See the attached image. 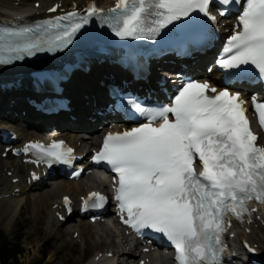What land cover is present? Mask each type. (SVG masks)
I'll return each instance as SVG.
<instances>
[{
	"label": "snow or ice",
	"instance_id": "6c2138e0",
	"mask_svg": "<svg viewBox=\"0 0 264 264\" xmlns=\"http://www.w3.org/2000/svg\"><path fill=\"white\" fill-rule=\"evenodd\" d=\"M213 2L116 0L107 13L91 3L85 16L72 11L31 25H3L0 66L40 52L62 51L92 17H99L121 39L150 41L174 22L189 20L178 37L186 39L200 23L194 13L216 22L210 11ZM215 3L221 16L232 4L241 9L238 30L227 38L226 55L216 63L225 70L242 71H246L242 66L251 65L264 78V0ZM60 7L56 4L49 11ZM170 101L152 107L128 98L133 118L138 115L147 122L122 133L109 132L91 159L106 162L117 174L114 199L126 225L137 233L152 229L163 234L174 246L177 264H223L222 236L228 214L240 219L248 212L249 200L264 203V146L257 143L258 137L250 129L240 92L232 93L227 87L217 90L206 80L185 79ZM252 102L264 127V103H257L255 96ZM32 150L37 156L33 162L43 161L49 168L71 166L76 159L63 140L25 145V152ZM197 157L202 164L199 172L194 167ZM73 175L79 176L80 171ZM106 199L92 192L84 200V209L102 208ZM64 203L70 205L67 197ZM68 210L71 212V207Z\"/></svg>",
	"mask_w": 264,
	"mask_h": 264
},
{
	"label": "bare ground",
	"instance_id": "6f19581e",
	"mask_svg": "<svg viewBox=\"0 0 264 264\" xmlns=\"http://www.w3.org/2000/svg\"><path fill=\"white\" fill-rule=\"evenodd\" d=\"M14 1L15 0H0V10L2 9H8V10H18L22 7H31L30 3L24 2V3H20L19 6H14ZM54 0H40L41 2V8L45 9L47 6H49L51 4V2H53ZM64 4L68 3L70 0H62ZM79 1H84V0H79ZM101 4H107L109 3V0H99ZM30 10H34L31 9ZM87 80V79H85ZM85 80H79L77 81L78 86H79V91H83L84 89H90L89 93L93 94L94 93V88L93 86H91L90 82H84ZM12 95H15L16 92H12L10 93ZM79 100L77 101V107L78 110L76 111H82L80 106H79ZM2 106V104H0V107ZM17 107L19 108V106L17 105ZM80 117H86V116H90L91 112H89V110L85 111V112H80ZM10 122H14L11 119H7ZM61 120V119H60ZM68 122L65 121V118H63L62 124H66ZM82 124V123H80ZM73 136H78V134L73 135ZM8 163H13V161H1V167L7 166ZM23 167H19L18 168V172L22 173L23 172ZM62 185V184H60ZM64 188H66V186H68V184H63ZM5 187L7 188L8 185L6 184ZM55 194L57 193H53V191L51 190H46V191H42L39 194H36V196L34 197L32 203H33V207L35 209V211H40L41 208H43V204L46 202V207H45V214H46V223H47V231L48 234L52 233V229H54L57 224L56 222L53 220L51 212L48 208V203L51 199L55 198ZM64 193H62L61 195H63ZM3 206H4V210H3V215L4 217L7 219V221H11L14 217V215L18 212L19 207L21 206L22 203V198L19 199H13V198H8L5 200H2L0 202ZM7 207H9V209L6 211ZM243 235L245 233L244 230L240 231ZM252 236H254L252 238ZM247 238H252V240L258 244V250L261 252V254L264 255V219L260 222H255V224H253L251 226V232L249 235H246ZM82 240V238H81ZM103 244V243H102Z\"/></svg>",
	"mask_w": 264,
	"mask_h": 264
},
{
	"label": "rangeland",
	"instance_id": "374dc122",
	"mask_svg": "<svg viewBox=\"0 0 264 264\" xmlns=\"http://www.w3.org/2000/svg\"><path fill=\"white\" fill-rule=\"evenodd\" d=\"M32 214L29 211L28 207L26 212L16 225V234L20 237V243L24 248V255L20 259L21 264H54L57 261V264H65L66 256L64 253L59 252L58 245H51L47 241V238L44 237V233L40 231L37 226L32 225ZM71 255L69 249L66 250V254ZM47 256V257H46ZM55 256H57L55 258ZM43 257H46L45 261ZM55 260L53 263H49L51 259ZM75 261L74 258H72Z\"/></svg>",
	"mask_w": 264,
	"mask_h": 264
}]
</instances>
